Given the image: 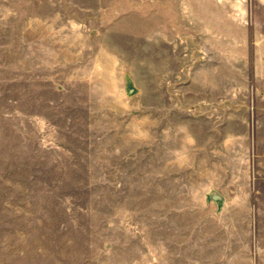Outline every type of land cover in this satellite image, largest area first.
<instances>
[{
	"label": "rangeland",
	"instance_id": "1",
	"mask_svg": "<svg viewBox=\"0 0 264 264\" xmlns=\"http://www.w3.org/2000/svg\"><path fill=\"white\" fill-rule=\"evenodd\" d=\"M231 117L252 220L173 167ZM0 264H264V0H0Z\"/></svg>",
	"mask_w": 264,
	"mask_h": 264
},
{
	"label": "crops",
	"instance_id": "2",
	"mask_svg": "<svg viewBox=\"0 0 264 264\" xmlns=\"http://www.w3.org/2000/svg\"><path fill=\"white\" fill-rule=\"evenodd\" d=\"M229 120V127L225 131L220 129L221 122L217 119L211 123L215 125L213 128H207L210 123L207 118L196 119L199 126L196 127L197 132H191L187 126L175 129L172 134V155L179 160L174 162L173 167L176 171L185 172L188 168L197 172V184L191 187L194 190L192 194H197L194 196L197 201L207 205L211 212L215 214L218 208L237 212L238 207L246 202L250 205L252 220L251 135L245 128L240 131L239 122L244 124L243 119L231 117ZM192 122L194 120L188 122L190 126ZM187 151L193 156L188 163L185 159ZM179 195L183 196L184 193L179 192Z\"/></svg>",
	"mask_w": 264,
	"mask_h": 264
}]
</instances>
